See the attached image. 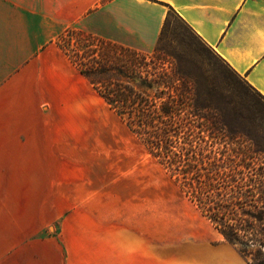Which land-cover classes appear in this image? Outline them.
Masks as SVG:
<instances>
[{
    "label": "rangeland",
    "instance_id": "1",
    "mask_svg": "<svg viewBox=\"0 0 264 264\" xmlns=\"http://www.w3.org/2000/svg\"><path fill=\"white\" fill-rule=\"evenodd\" d=\"M160 46L194 78L195 143L264 173V100L173 12ZM25 51L0 47V264H97L117 233L170 252L196 235L253 259L89 84L21 63Z\"/></svg>",
    "mask_w": 264,
    "mask_h": 264
},
{
    "label": "crops",
    "instance_id": "2",
    "mask_svg": "<svg viewBox=\"0 0 264 264\" xmlns=\"http://www.w3.org/2000/svg\"><path fill=\"white\" fill-rule=\"evenodd\" d=\"M171 11L264 95V0H0V47L26 50L21 63L93 88L58 45L60 34L73 27L151 53ZM179 241L170 252L150 234L117 233L97 264H249L225 243Z\"/></svg>",
    "mask_w": 264,
    "mask_h": 264
},
{
    "label": "trees",
    "instance_id": "3",
    "mask_svg": "<svg viewBox=\"0 0 264 264\" xmlns=\"http://www.w3.org/2000/svg\"><path fill=\"white\" fill-rule=\"evenodd\" d=\"M172 12L152 53L73 27L57 43L149 152L182 177L181 188L225 239L253 256L249 264H264V173L247 156L217 157L195 143L194 78L169 70L160 46ZM180 86L186 91L179 92Z\"/></svg>",
    "mask_w": 264,
    "mask_h": 264
}]
</instances>
